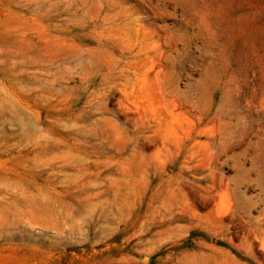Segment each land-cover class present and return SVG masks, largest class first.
Here are the masks:
<instances>
[{"label": "rangeland", "instance_id": "374dc122", "mask_svg": "<svg viewBox=\"0 0 264 264\" xmlns=\"http://www.w3.org/2000/svg\"><path fill=\"white\" fill-rule=\"evenodd\" d=\"M0 264H264V0H0Z\"/></svg>", "mask_w": 264, "mask_h": 264}, {"label": "bare ground", "instance_id": "6f19581e", "mask_svg": "<svg viewBox=\"0 0 264 264\" xmlns=\"http://www.w3.org/2000/svg\"><path fill=\"white\" fill-rule=\"evenodd\" d=\"M13 106H14V104H13Z\"/></svg>", "mask_w": 264, "mask_h": 264}]
</instances>
